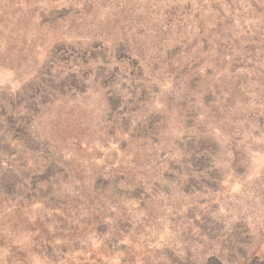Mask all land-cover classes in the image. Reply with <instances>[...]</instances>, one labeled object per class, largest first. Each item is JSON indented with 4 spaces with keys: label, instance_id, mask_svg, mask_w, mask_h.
<instances>
[{
    "label": "rangeland",
    "instance_id": "1",
    "mask_svg": "<svg viewBox=\"0 0 264 264\" xmlns=\"http://www.w3.org/2000/svg\"><path fill=\"white\" fill-rule=\"evenodd\" d=\"M0 264H264V0H0Z\"/></svg>",
    "mask_w": 264,
    "mask_h": 264
}]
</instances>
